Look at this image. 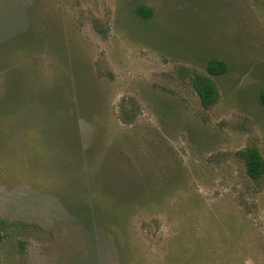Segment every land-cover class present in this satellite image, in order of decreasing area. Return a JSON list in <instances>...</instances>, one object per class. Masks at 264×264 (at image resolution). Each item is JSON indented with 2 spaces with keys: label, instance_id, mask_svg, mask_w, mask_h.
<instances>
[{
  "label": "rangeland",
  "instance_id": "1",
  "mask_svg": "<svg viewBox=\"0 0 264 264\" xmlns=\"http://www.w3.org/2000/svg\"><path fill=\"white\" fill-rule=\"evenodd\" d=\"M262 91L264 0H0V264H264Z\"/></svg>",
  "mask_w": 264,
  "mask_h": 264
},
{
  "label": "trees",
  "instance_id": "2",
  "mask_svg": "<svg viewBox=\"0 0 264 264\" xmlns=\"http://www.w3.org/2000/svg\"><path fill=\"white\" fill-rule=\"evenodd\" d=\"M137 13L143 18H149L152 15V8L142 5L138 7ZM207 71L212 76H220L226 73L227 65L222 60L214 59L208 62ZM192 85L204 108L210 109L218 102V88L211 78L197 75ZM260 103L264 108V91L260 94ZM240 156L244 160L248 176L255 181L261 180L264 176V158L259 149L256 146L249 147L240 152ZM7 225L5 220L0 219V230L5 229ZM2 240L3 237L0 235V243Z\"/></svg>",
  "mask_w": 264,
  "mask_h": 264
}]
</instances>
